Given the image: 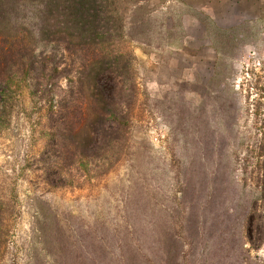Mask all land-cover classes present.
<instances>
[{
    "label": "rangeland",
    "instance_id": "rangeland-1",
    "mask_svg": "<svg viewBox=\"0 0 264 264\" xmlns=\"http://www.w3.org/2000/svg\"><path fill=\"white\" fill-rule=\"evenodd\" d=\"M117 1L122 32L115 47L130 62L137 99L126 148L103 176L87 167L71 172L72 182L49 184L47 171L64 159L48 140L46 71L12 86L0 118V264H87L107 230L125 225L130 193L139 196L134 188L146 186L144 177L153 188L142 196L149 193L166 212L177 206L169 165L188 130L177 132L176 103L184 98L193 107L213 97L210 85L217 81L238 100L226 161L242 199L230 221L195 241L191 256L196 264H264V194L242 182L247 173L239 169L257 155L248 145L258 131L255 119L264 117V0ZM37 3L3 2L13 19L0 22V46L32 51L40 63L48 62L50 45L32 31ZM58 83L64 89L66 79ZM54 94L56 105L58 88ZM250 210L252 243L242 222Z\"/></svg>",
    "mask_w": 264,
    "mask_h": 264
},
{
    "label": "trees",
    "instance_id": "trees-1",
    "mask_svg": "<svg viewBox=\"0 0 264 264\" xmlns=\"http://www.w3.org/2000/svg\"><path fill=\"white\" fill-rule=\"evenodd\" d=\"M5 1L0 0L2 24L13 19L5 15ZM116 2L39 0L32 9V31L47 39L48 62L46 59L40 63L34 61L32 51L24 48L12 50L0 46V118L8 107L7 93L11 87L28 81L29 73L46 71L41 86L49 104L48 140L58 149L56 156L64 159L47 171L49 184H56L52 183L55 179L61 183L57 186H62L63 181L72 182L74 173L87 167L103 176L126 148L137 99L134 82L128 76L130 62L115 47L122 32V15ZM62 77L66 79L64 89L58 85ZM210 86L214 96L201 98L196 106L192 107L184 98L176 103L177 132L188 130V134H182L180 156L172 154L169 165L176 181L177 206L166 212L157 205L155 197H149V193L142 196L144 189L153 188V180L149 184L144 177L146 186L142 189L139 183L142 193L134 188L139 196L129 194L125 225L111 231L106 229L95 253L88 255V261L84 262L196 264L191 256L195 241L204 239L209 232L214 234L218 224L230 221L235 215L242 191L228 169L226 154L238 116V100L226 83L217 81ZM55 88L59 89L56 105L53 103ZM257 124V134L248 145L249 152L257 155L251 165L241 162L239 169L242 175L247 173L242 182L263 195L264 117L256 118L254 125ZM69 154L71 160L67 157ZM223 209L226 214H222ZM253 213L250 210L242 221L251 243L255 241Z\"/></svg>",
    "mask_w": 264,
    "mask_h": 264
}]
</instances>
